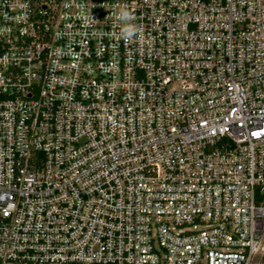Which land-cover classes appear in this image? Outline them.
Instances as JSON below:
<instances>
[{"label": "built area", "instance_id": "built-area-1", "mask_svg": "<svg viewBox=\"0 0 264 264\" xmlns=\"http://www.w3.org/2000/svg\"><path fill=\"white\" fill-rule=\"evenodd\" d=\"M0 264H264V0H0Z\"/></svg>", "mask_w": 264, "mask_h": 264}, {"label": "clouds", "instance_id": "clouds-1", "mask_svg": "<svg viewBox=\"0 0 264 264\" xmlns=\"http://www.w3.org/2000/svg\"><path fill=\"white\" fill-rule=\"evenodd\" d=\"M119 19L126 21V26L122 28L121 35L125 40L131 39L137 33V28L131 21L134 19V16L129 11H122Z\"/></svg>", "mask_w": 264, "mask_h": 264}, {"label": "snow or ice", "instance_id": "snow-or-ice-1", "mask_svg": "<svg viewBox=\"0 0 264 264\" xmlns=\"http://www.w3.org/2000/svg\"><path fill=\"white\" fill-rule=\"evenodd\" d=\"M253 135H259V133H253Z\"/></svg>", "mask_w": 264, "mask_h": 264}]
</instances>
